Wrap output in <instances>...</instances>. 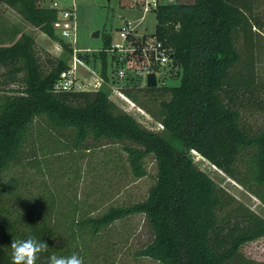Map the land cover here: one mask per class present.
Segmentation results:
<instances>
[{
  "label": "trees",
  "instance_id": "trees-1",
  "mask_svg": "<svg viewBox=\"0 0 264 264\" xmlns=\"http://www.w3.org/2000/svg\"><path fill=\"white\" fill-rule=\"evenodd\" d=\"M144 1L123 0V5L141 6ZM0 2L64 50L44 72L33 36L0 14V70L7 67L8 78L0 81V264H11L12 240L29 235L49 247L37 264H47L53 253H76L84 264H93L99 238L109 235L114 222L135 214L145 216L152 234L135 250L136 257L159 264H264L242 251L244 244L264 237V216L216 183L190 153H199L264 204V126L247 125L235 99L241 88L257 83L255 41L264 34L260 0L156 1L150 8L154 31L141 36L129 31L134 50L122 55L126 68L146 64L142 47L149 36L171 48L172 62L181 69L179 83L167 86L168 98L152 108L123 88L175 143L120 109L102 86L92 92L54 91V82L69 66L66 55L73 53L56 33L58 8L39 0ZM106 48H111L108 34L97 52L104 77L108 65L117 61L115 50L108 61ZM86 54L77 56L87 61ZM150 69L156 71L158 65L152 62ZM20 71L23 84L15 86ZM90 138L130 141L122 143V151L136 177L146 174L145 157L152 155L155 179L143 199L97 210L80 198L77 184L83 170L78 159ZM62 152L73 163L65 160L67 170L47 176L39 157ZM29 162L34 171L28 178L12 171L25 167L24 175Z\"/></svg>",
  "mask_w": 264,
  "mask_h": 264
},
{
  "label": "rangeland",
  "instance_id": "rangeland-1",
  "mask_svg": "<svg viewBox=\"0 0 264 264\" xmlns=\"http://www.w3.org/2000/svg\"><path fill=\"white\" fill-rule=\"evenodd\" d=\"M53 1L58 3V7L70 5V0H45L44 3L48 6L52 5ZM75 1V35L64 38V40L66 43H69L73 50L74 47L79 49L73 51L76 55L78 53H87L86 55L89 56L88 60L85 61V63L90 64L89 67L87 65L80 67L81 64H76L78 77H86L90 81L95 78L96 74L98 76L102 75L101 77L104 80L102 87L108 91L109 98L120 109L132 114L144 127L161 133L168 140L175 143L174 139L163 130L162 125L156 119L123 93V88H128L134 92L147 108H152L160 99L168 98L169 90L167 86L179 83L180 67L172 61L165 65H159L157 70V85L149 87L145 84L146 80L143 74H135L127 70L120 76L116 71L117 67L113 64L108 65L106 77H104L101 72L102 62L97 53L102 49L106 34L110 35L111 47L115 43H122L119 32L123 21H129V27L138 34L153 32L156 23L154 11L147 10L143 14L144 5H123V0ZM158 1L167 2L169 0ZM259 3L264 4V0H260ZM151 6H154V4H151ZM258 6V9L262 7L260 9L264 10V5ZM0 14L9 23L17 22L26 33L32 34L35 37L34 51L40 60L44 72L50 69L55 59L63 56L64 50L58 41L47 36L38 28H34L14 10L3 5V3H0ZM142 15L143 17L141 18ZM96 30L100 31L97 37L93 36V32ZM56 33L61 36L57 28ZM73 39L74 42H72ZM237 44L241 49L242 43L238 41ZM87 49L88 51H85ZM106 51L109 61L112 52L109 48H106ZM255 51V81L257 83L249 88H241L235 96L238 107L245 118V123L254 129L264 126V34H258V38L255 41ZM72 54L66 55V60L69 64L72 60ZM241 66L239 65L235 69ZM6 69L7 67L1 68L0 81L8 79L4 74ZM23 73V71H20L15 75V86H22L21 77ZM145 87H148V89ZM78 101L77 99L72 100V103H77ZM61 138L64 139L63 136ZM123 142L131 143L126 140H93L90 138L80 155L82 157L78 159V163L83 170L77 184L78 194L80 198L91 203L97 210H103L110 205L129 204L133 201L141 200L146 196L149 186L154 182L156 166L152 155L149 154L145 157L146 174L136 177L132 175L126 164L125 154L122 151ZM190 153L194 163L207 172L216 183L223 186L229 193L258 214L264 216V204L256 197L214 167L199 153L193 151H190ZM59 155L65 156L60 157ZM72 158L67 152L64 154L63 152L61 154H50L45 158L39 157L38 164H41L47 176L48 174L49 176L50 174L59 176L62 169L67 170L65 160L72 162ZM22 164L18 166L21 167ZM31 164L32 162H29L28 169L24 172V175H22L21 170H25V167H21V170L18 171V167L15 166L12 171L18 173L19 177L26 179L33 175L34 168H29ZM64 178L67 177L64 176ZM36 189L37 187L35 186L34 190ZM108 234L106 237L104 235L102 238H99V244L94 249L93 256L95 260H92L93 264H159L148 257H136L134 255L135 250L144 246L152 237L151 230L143 214H135L114 222L109 228ZM242 251L250 258L264 261V237L244 244Z\"/></svg>",
  "mask_w": 264,
  "mask_h": 264
},
{
  "label": "built area",
  "instance_id": "built-area-1",
  "mask_svg": "<svg viewBox=\"0 0 264 264\" xmlns=\"http://www.w3.org/2000/svg\"><path fill=\"white\" fill-rule=\"evenodd\" d=\"M58 3L53 1L50 7H57L58 14L57 19L54 23L55 28L59 29L60 34L63 38H67L71 35H75L76 31V23H75V9H76V1L70 0V5L58 7ZM151 4V0L144 1V9H148ZM142 5V6H143ZM129 21H123L122 26L120 27L119 36L122 39V43H115L113 47L109 48L113 53L114 50L117 54V61L114 60V64L117 67L118 75L122 76L125 71L134 72L135 74H143L144 79H146V74L149 71H153L150 69L152 62L158 65H165L168 62L172 61L171 56V48L168 46H164L161 44L160 41H155L153 38H148L145 41V45L142 47L143 53L147 57L146 64H144L140 68L136 69H128L123 64L122 55L126 53H130L134 50V45L127 40V35L129 31L132 29L129 27ZM132 32V31H131ZM74 42V39L73 41ZM73 49V48H72ZM79 50L78 48L74 47V50ZM151 50V56H148L147 51ZM85 51H88L85 50ZM85 65V61L80 59L75 52L72 54V60L70 64L68 63V68L61 71L59 77L56 79L53 85L54 91H90V90H98L103 84L102 75L98 76L95 75L93 80L88 81L86 77H78L76 64ZM157 74V70L154 71ZM158 77V76H157Z\"/></svg>",
  "mask_w": 264,
  "mask_h": 264
},
{
  "label": "clouds",
  "instance_id": "clouds-1",
  "mask_svg": "<svg viewBox=\"0 0 264 264\" xmlns=\"http://www.w3.org/2000/svg\"><path fill=\"white\" fill-rule=\"evenodd\" d=\"M11 248V264H37L41 253H47L49 247L46 242L29 235L26 239H13ZM47 264H84L83 258L72 253L69 256L50 254Z\"/></svg>",
  "mask_w": 264,
  "mask_h": 264
},
{
  "label": "crops",
  "instance_id": "crops-1",
  "mask_svg": "<svg viewBox=\"0 0 264 264\" xmlns=\"http://www.w3.org/2000/svg\"><path fill=\"white\" fill-rule=\"evenodd\" d=\"M44 1L45 0H39V3L41 4V5H44V6H47V5H45V3H44ZM156 1H158V0H154V1H152L151 0V4H155L156 3ZM169 1H172V0H169ZM164 2V1H163ZM1 3V2H0ZM151 4H150V6H149V8L148 9H144V7H143V14L147 11V10H151L150 8H151ZM3 5H5V4H3ZM5 6H7V5H5ZM49 6V5H48ZM65 6H67V5H65ZM8 7V6H7ZM9 8V7H8ZM11 9V8H10ZM11 10H13V9H11ZM143 17V15L141 16V18ZM12 23H14V24H16L17 26H19L20 27V29L22 30V31H24L23 29H22V27H21V25L20 24H18L17 22H12ZM34 27V26H33ZM35 28V27H34ZM132 31V33L133 34H135V36H141L142 34H138L136 31H134V30H131ZM25 32V31H24ZM152 33V32H151ZM151 33H143V34H147V35H149V34H151ZM138 34V35H137ZM32 35V34H31ZM19 36V34H17L16 36H15V38L14 39H16L17 37ZM33 36V35H32ZM33 38H34V40H35V37L33 36ZM148 38H152V37H149L148 36ZM79 65H80V63H78ZM87 65V67H89L90 66V64H87V63H85V65H80V67H82V66H86ZM156 77H157V74H156Z\"/></svg>",
  "mask_w": 264,
  "mask_h": 264
},
{
  "label": "water",
  "instance_id": "water-1",
  "mask_svg": "<svg viewBox=\"0 0 264 264\" xmlns=\"http://www.w3.org/2000/svg\"><path fill=\"white\" fill-rule=\"evenodd\" d=\"M99 30L93 32V36L97 37L99 35ZM146 86L153 87L157 85V77L154 71H149L146 74Z\"/></svg>",
  "mask_w": 264,
  "mask_h": 264
}]
</instances>
